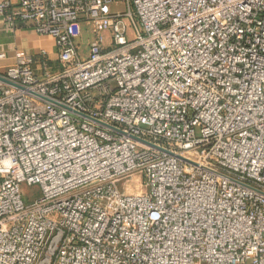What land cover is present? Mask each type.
<instances>
[{"label": "built area", "instance_id": "2783aa9c", "mask_svg": "<svg viewBox=\"0 0 264 264\" xmlns=\"http://www.w3.org/2000/svg\"><path fill=\"white\" fill-rule=\"evenodd\" d=\"M0 17L59 65L16 53L1 74L0 264H264V0H0ZM137 176L147 193L126 195Z\"/></svg>", "mask_w": 264, "mask_h": 264}, {"label": "crops", "instance_id": "0c3cea01", "mask_svg": "<svg viewBox=\"0 0 264 264\" xmlns=\"http://www.w3.org/2000/svg\"><path fill=\"white\" fill-rule=\"evenodd\" d=\"M42 52L45 53L44 56L41 55ZM0 53L6 55V59L0 61V75L15 63L16 53L31 57L34 64L46 61L53 70L59 67L53 39L37 36L22 24L9 29L4 17H0Z\"/></svg>", "mask_w": 264, "mask_h": 264}, {"label": "rangeland", "instance_id": "374dc122", "mask_svg": "<svg viewBox=\"0 0 264 264\" xmlns=\"http://www.w3.org/2000/svg\"><path fill=\"white\" fill-rule=\"evenodd\" d=\"M102 37H103V46L109 47L111 44L109 33L107 32L103 33ZM91 41L92 38L88 34L82 35V37L78 40L77 44H78L79 56L81 59H85L87 57L88 47ZM122 189L126 195H135L137 193L144 195L147 193V189L144 187L143 179L140 176L132 177L128 179L123 184ZM21 196L23 202L28 203L38 197V189H36L35 187L22 186Z\"/></svg>", "mask_w": 264, "mask_h": 264}, {"label": "water", "instance_id": "95a60500", "mask_svg": "<svg viewBox=\"0 0 264 264\" xmlns=\"http://www.w3.org/2000/svg\"><path fill=\"white\" fill-rule=\"evenodd\" d=\"M0 82L4 83V84H8V85H12L11 83H9L6 79H4L1 75H0ZM14 86V85H12Z\"/></svg>", "mask_w": 264, "mask_h": 264}]
</instances>
